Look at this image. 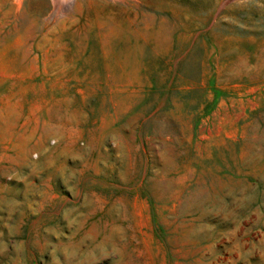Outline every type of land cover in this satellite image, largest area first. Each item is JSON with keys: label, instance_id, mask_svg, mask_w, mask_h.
<instances>
[{"label": "rangeland", "instance_id": "rangeland-1", "mask_svg": "<svg viewBox=\"0 0 264 264\" xmlns=\"http://www.w3.org/2000/svg\"><path fill=\"white\" fill-rule=\"evenodd\" d=\"M263 176L264 0H0V264H264Z\"/></svg>", "mask_w": 264, "mask_h": 264}, {"label": "bare ground", "instance_id": "bare-ground-1", "mask_svg": "<svg viewBox=\"0 0 264 264\" xmlns=\"http://www.w3.org/2000/svg\"><path fill=\"white\" fill-rule=\"evenodd\" d=\"M250 158V157H249ZM261 164H263V163H261ZM260 166V165H259ZM258 167V166H257ZM259 168V167H258ZM261 176H262V174H261ZM264 177V176H263Z\"/></svg>", "mask_w": 264, "mask_h": 264}]
</instances>
